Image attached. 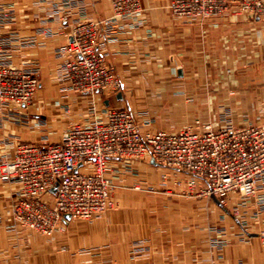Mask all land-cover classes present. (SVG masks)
<instances>
[{"label": "crops", "instance_id": "0c3cea01", "mask_svg": "<svg viewBox=\"0 0 264 264\" xmlns=\"http://www.w3.org/2000/svg\"><path fill=\"white\" fill-rule=\"evenodd\" d=\"M58 1L0 0V6L14 5L10 18L0 12V60L34 69L40 78L31 105L0 106V159L11 158L21 142H58L77 122L105 120L109 108L129 109L142 131L178 132L216 126L210 120L215 104L240 101L239 124L255 117L264 125L263 20L228 14L189 22L171 12L170 0H142L139 15L118 22L113 39L100 41L122 89L73 92L60 71L68 56L58 48L71 40V30L53 14ZM69 4L74 20L112 14L111 0ZM181 174L188 176L150 154L140 160L111 158L107 175L125 184L115 194L124 206L93 220L66 216L67 231L53 237L14 223L12 199L20 185L0 178V264H119L137 245L148 249L138 258L142 264H212L214 226L231 240L218 264H264V207L258 205L264 191L248 199L230 194L223 205L202 190V181L189 189L177 186ZM91 247L93 255L87 252Z\"/></svg>", "mask_w": 264, "mask_h": 264}, {"label": "built area", "instance_id": "2783aa9c", "mask_svg": "<svg viewBox=\"0 0 264 264\" xmlns=\"http://www.w3.org/2000/svg\"><path fill=\"white\" fill-rule=\"evenodd\" d=\"M112 1V21L78 25L71 40L60 47L72 56L61 73L75 92H118L123 87L115 68L106 65L97 42L101 32L112 31L113 21L138 14L140 0ZM234 7L264 19V0H171L173 13L190 22L224 15ZM39 85L34 74L1 66L0 105L25 106ZM147 154L161 165L187 173L191 184L202 180L204 192L223 205L232 192L248 199L264 191V125L237 127L225 121L218 128L207 124L204 130L143 132L129 109L114 108L106 110L105 120L70 126L58 142L19 143L11 158L0 161V178L20 185L14 215L23 219L33 211L48 216L20 222L51 233L57 227L54 223H63L66 216L90 219L107 207L113 187L107 176L109 159ZM44 194L55 199L54 205L42 198ZM258 205L264 207V196Z\"/></svg>", "mask_w": 264, "mask_h": 264}, {"label": "rangeland", "instance_id": "374dc122", "mask_svg": "<svg viewBox=\"0 0 264 264\" xmlns=\"http://www.w3.org/2000/svg\"><path fill=\"white\" fill-rule=\"evenodd\" d=\"M69 1L70 0H60V1H58L57 3H55L54 8H52V10L54 12L53 13L54 15L59 16L60 19H63L65 21V23L67 24V26H70L71 33L73 32L74 28L76 26H78V25H81L82 27H87L88 25H92L94 22H99V21L107 22L108 20L112 21V19L114 18L115 11H114L113 1L112 0H111V3H112V14L109 17L104 18L102 20H80V19L74 20L73 18H70V16H71V5L69 4ZM238 4H240V3H238ZM170 9H171V12L173 13L172 8H171V0H170ZM239 10L240 9H238V8L236 9V7H234L233 9H231L229 12L225 13L224 15H228V14L248 15V16H251L253 18H257V17H254V16L250 15L249 13H243L242 11H239ZM142 11H143V5H142V0H140V12L138 14L132 15L130 17L119 18L118 20L113 21L114 22L113 23V26L110 29V30H112L111 32H109V33L108 32H104V31L101 32V34L98 37V42H97L98 43V48L100 46V41L101 40H104L105 42H109V40H112L113 39L112 34H113V32H114V30H115L116 25L118 24V22H121L123 20L130 22V20H132L133 18H135ZM0 12L2 13V15L5 18H10L12 16L13 12H14V5L12 3H10V4H7L5 6H0ZM217 16H223V15H217ZM213 17H216V16H213ZM179 18H181V17H179ZM258 19H260V18H258ZM260 20H263L264 21V19H260ZM203 21L204 20H197L195 22H201L202 23ZM67 43L62 44L61 46L65 45ZM60 47L58 48L59 53H61V54H67V53L62 52L60 50ZM67 56L68 57L64 61V63L69 58L72 57L69 54H67ZM103 56H104L106 65L112 66L111 64L108 63V61H107V59H106V57H105L104 54H103ZM64 63L62 64V66L64 65ZM1 66H5V68L21 69L22 71H25V72L34 74V76L37 78L38 82H40L39 75L36 72V70H34V69L26 68V67H20V68L19 67H14L9 62H7L6 59H1L0 60V67ZM62 66H61V68H62ZM61 68H60V71H61ZM115 73H116V71H115ZM68 87H70V84L69 83H68ZM38 89H39V87H38ZM69 89H71V88H69ZM71 91L75 92V90H73V89H71ZM36 92H35V95L32 98V100L30 102H28L26 105H31L33 103V101L35 99V96H36ZM105 92H113V91L112 90H106ZM9 105H15V104L14 103L7 102V103L2 104L0 106L4 107V106H9ZM240 105H241V102L240 101H238L237 103L232 101V102H228V104L227 103L226 104H222V102H217V104H215L216 110H215L213 116L210 118V120L211 121H214V122L216 121L218 124L217 125L215 124L216 126H214L211 122L209 124H211L215 128H218V127L223 126L225 124V121H228V122H230L231 124H233V125H235L237 127H241V124H239V122H238V118H237L238 115L236 116V114H237V108H239ZM63 108L69 110V105H66L65 104V105H63ZM114 109H127V108H114ZM252 118L253 117H251V121L249 122L248 125L263 126V124H261L258 120H256L255 117L253 119ZM77 123H79V122H77ZM77 123H75V124H77ZM184 128H194L195 130H198L199 129V127H195V126H185V127L180 128V130H182ZM163 131H165V130H163ZM143 132H157V131H154V130L151 129V130H146V131L144 130ZM30 143H33V142H30ZM38 144H40V143H38ZM144 157H139V158H135L134 157V158H131V159H139L140 160V159H143ZM3 159H0V161L3 160ZM171 169H173V168H171ZM173 170L180 171V170H176V169H173ZM180 172H183V171H180ZM135 173H137V172L135 171ZM107 176H109V175H107ZM109 177L113 181V187H112V190H111V196H110V200H109V203H108L107 207L104 210H102L101 212L95 214V216H93L92 218L87 219V220H93L95 218H98L99 216L101 217L105 213H107L108 211L118 210V209H120V208H122L124 206L123 205V202H121L120 199L116 198L117 200H115V194L117 193L118 190H121L122 188L126 187L125 184L116 182V180L113 177H111V176H109ZM164 177L167 178L168 175H165ZM180 178H181L180 180H177L176 181V185L177 186L182 185L183 187H187L188 189L189 188L196 187L197 184H198V181H202V180H197L196 181V184H191V182H190L191 176H189V175L188 176H184L183 174H181L180 175ZM184 184H186V185L184 186ZM139 185H141V184L140 183H135V187H141ZM155 187H158V185L155 184V185L147 186V188H149V189H152V188H155ZM204 187H205V185L202 187V190L204 189ZM233 193L240 194L239 192H232L230 194H233ZM229 195L226 198L225 205H228L229 204ZM17 196H18V193L12 199V208H13V211H14V206L16 205V203L14 202V200L17 198ZM240 196H242V195L240 194ZM42 198H44L46 200H49L52 203V205H54L55 199L52 196H49L47 194H44L42 196ZM232 211L234 213H237V210L236 209H233ZM12 215H13V221H14V223L16 225H20L23 228H27L29 230H34L37 233L42 234V235L47 236V237H53L56 234H58L59 232H66L67 231V227L66 226L64 227L63 226V223H61V224L54 223L57 226L55 228V230H53V232L50 231L51 233H46L43 230L42 231H39V230H36V229H32V228H30L28 226H25L22 222H20V220H23L24 223H29V220L28 219H32V218L38 217L39 215L41 217L48 218L47 214H45V213H43V214L41 213L40 214L39 212L36 213V212L31 211L30 215H29V213H25L24 216H23V219H21V217L18 218L17 215H14L13 213H12ZM26 215H29V217L26 218ZM70 219H72V218L70 217ZM75 219H85V218H75ZM48 220H49V223L50 222L53 223L52 219H48ZM46 224H48V223H46ZM213 231H214V234L211 235V238H210V241H209V248H210V251H211V255L210 256L213 257V258H211L212 264H218V261L222 257V254L225 251V249L231 245V240L229 241L228 239L222 238V236L220 235L222 232L225 231L224 228H221L220 226H214L213 227ZM60 248H61V246H60ZM61 249L65 250L64 249V246H62ZM94 249H96V247L88 248L87 249V252H89L90 254L93 255L94 252H96V251H94ZM145 250L147 251L148 249H145L144 246H140V245L135 246L134 250H132V249L128 250L127 254L124 256L123 260H121V262H119V264H131L130 263V260L133 261V259H134V264H142V263H140L138 261V258L141 257V255L143 254V252ZM99 252H100V250H99ZM126 258L128 259L127 262H126ZM150 264H156V263H150ZM167 264H173L172 260L167 261Z\"/></svg>", "mask_w": 264, "mask_h": 264}, {"label": "water", "instance_id": "95a60500", "mask_svg": "<svg viewBox=\"0 0 264 264\" xmlns=\"http://www.w3.org/2000/svg\"><path fill=\"white\" fill-rule=\"evenodd\" d=\"M67 218H70V216H67Z\"/></svg>", "mask_w": 264, "mask_h": 264}]
</instances>
